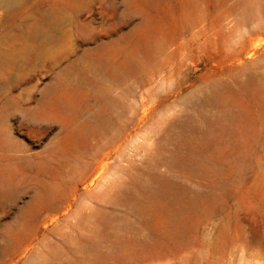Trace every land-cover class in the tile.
<instances>
[{
  "label": "rangeland",
  "instance_id": "rangeland-1",
  "mask_svg": "<svg viewBox=\"0 0 264 264\" xmlns=\"http://www.w3.org/2000/svg\"><path fill=\"white\" fill-rule=\"evenodd\" d=\"M0 264H264V0L0 8Z\"/></svg>",
  "mask_w": 264,
  "mask_h": 264
},
{
  "label": "bare ground",
  "instance_id": "bare-ground-1",
  "mask_svg": "<svg viewBox=\"0 0 264 264\" xmlns=\"http://www.w3.org/2000/svg\"><path fill=\"white\" fill-rule=\"evenodd\" d=\"M14 1L15 0H0V8L7 7L11 5Z\"/></svg>",
  "mask_w": 264,
  "mask_h": 264
}]
</instances>
